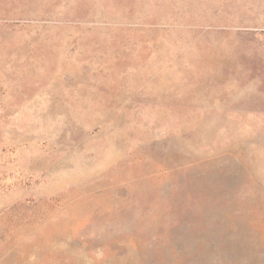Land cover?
<instances>
[{
    "label": "rangeland",
    "instance_id": "obj_1",
    "mask_svg": "<svg viewBox=\"0 0 264 264\" xmlns=\"http://www.w3.org/2000/svg\"><path fill=\"white\" fill-rule=\"evenodd\" d=\"M0 264H264V0H0Z\"/></svg>",
    "mask_w": 264,
    "mask_h": 264
}]
</instances>
